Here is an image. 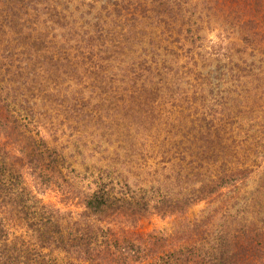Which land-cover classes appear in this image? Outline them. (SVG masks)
I'll return each instance as SVG.
<instances>
[{
    "label": "trees",
    "instance_id": "1",
    "mask_svg": "<svg viewBox=\"0 0 264 264\" xmlns=\"http://www.w3.org/2000/svg\"><path fill=\"white\" fill-rule=\"evenodd\" d=\"M0 264H264V0H0Z\"/></svg>",
    "mask_w": 264,
    "mask_h": 264
},
{
    "label": "rangeland",
    "instance_id": "2",
    "mask_svg": "<svg viewBox=\"0 0 264 264\" xmlns=\"http://www.w3.org/2000/svg\"><path fill=\"white\" fill-rule=\"evenodd\" d=\"M43 198L45 200H48L50 202L56 203L59 206H61V204H59L58 198L56 197V193H53L47 190L44 193ZM206 208H207L206 202H200L199 204H196L192 208H190L189 211L183 216H173V217L164 218V219H160L157 217L148 218L142 222V230L143 232H150L151 230H154V229L160 230L163 228H171V227L180 228L184 224L183 221L185 219H191L193 217L200 215L202 210ZM208 213H211V211H209ZM219 216H220V212L217 211L213 217V218L216 217L215 222L217 223L219 221L218 220Z\"/></svg>",
    "mask_w": 264,
    "mask_h": 264
}]
</instances>
